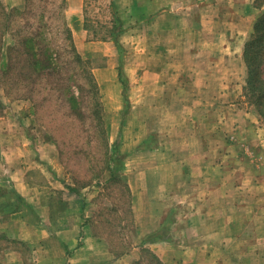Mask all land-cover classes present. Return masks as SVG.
Here are the masks:
<instances>
[{"label": "rangeland", "instance_id": "rangeland-1", "mask_svg": "<svg viewBox=\"0 0 264 264\" xmlns=\"http://www.w3.org/2000/svg\"><path fill=\"white\" fill-rule=\"evenodd\" d=\"M20 1V8L5 10L0 0V98L16 104L18 115L28 116L35 130L32 135L59 145L54 172L60 188H52L49 198L62 199L65 205L59 203L52 210L50 230L77 223L81 232L92 229L116 252L135 243L127 185L118 175L111 182L104 178L108 177L106 168L119 160L122 114H143L146 121L140 146L166 143L184 150L177 156L183 163L177 173V195L198 200L208 197L205 203L170 204L178 214L198 207L208 209L210 215L193 218L190 232L177 230V236L193 247L182 258L199 260L202 253L210 257V263L212 259L211 264H264V186L252 185L256 173L247 163L264 167V158L261 147L252 146L253 142L239 144L252 122L261 129L264 122L244 94L248 73L243 55L238 58L228 50L234 36L240 33L243 37L250 29L246 43L253 32L252 13L246 11L249 2L259 6L264 0H171L176 1V8L170 29L168 21L153 24L152 15L128 25L114 10L112 0H85L86 38L117 37L119 52L115 56L122 57L123 71L132 85L136 86L142 69L160 66L166 72L174 70V81L182 88L161 90L160 97L165 99L158 106L154 104L156 92L136 87L131 90V104L102 100L99 90L92 89L90 75L105 65V59L79 61L74 56L71 32L63 18L64 2ZM254 11L257 17L262 13L260 8ZM94 50L109 52L104 47ZM169 75L165 73L161 79ZM122 78L126 80L124 75ZM139 98L146 105L137 104ZM137 124L130 125L128 139L140 132ZM189 133L204 138L189 142L185 137ZM228 146L233 147L227 150L225 162L231 169L223 170L218 153ZM201 152H205L202 157ZM190 162L194 163L191 168ZM235 182L244 185L248 194L238 192ZM222 210L225 217L221 219L216 215ZM52 236L48 242L55 243ZM83 237V233L78 237L80 245L85 243ZM3 246L17 249L26 264L45 256L36 243L0 237V248ZM201 246L208 248L207 257ZM50 251L51 257L60 259L54 246Z\"/></svg>", "mask_w": 264, "mask_h": 264}, {"label": "crops", "instance_id": "crops-1", "mask_svg": "<svg viewBox=\"0 0 264 264\" xmlns=\"http://www.w3.org/2000/svg\"><path fill=\"white\" fill-rule=\"evenodd\" d=\"M62 2L65 5L63 18L67 20L66 25L71 32V40L78 56L87 61L96 57L105 59L104 66L91 71L97 89L102 95V100L114 99L118 102L122 101L124 105L131 104V90L136 87L137 90H151L153 94L156 92L158 97L154 104L158 106L162 99H165L160 97L161 90L165 88V90L174 91L176 88L178 90L182 88L174 81V70L168 69L166 72V69L160 66L152 68L151 71L142 69L140 79L137 84L135 83L136 86L132 85L123 71L122 57L118 54L117 57L115 56V51H118L117 46L119 45L117 37L114 36V38L105 40L86 38L88 31L84 26L86 22L85 0H62ZM112 2L111 5L115 7H113L114 10L119 12L121 19L128 25L152 15L153 24L160 22L165 24L168 21L169 29L170 21L174 17L172 11L176 8V1L171 2V0H112ZM3 3L5 10L22 6L20 0H3ZM119 3L122 5L120 6ZM249 3L250 7L246 11L252 13V19L250 16L251 27L252 24L254 26L260 16L257 17V12L254 9L260 8V11L264 12V2L259 6H254L252 2ZM0 6H2L1 3ZM5 13L7 14L6 11ZM249 31L250 29L244 33L243 37L239 33V36H234V39L228 43V50L237 54L238 58H241V53L243 55L244 42ZM102 47L108 49L109 52L100 54L94 50ZM2 49L1 37L0 54H2ZM8 61L10 60L8 59ZM165 73L170 75L162 80L161 78ZM122 75L126 80L122 78ZM148 79H152V82H148ZM108 102L111 103V101ZM136 103L146 105V101L142 98H139ZM16 106L14 103H5L0 98V237L6 240H21L38 244L39 247L36 249H41V254L44 251L45 256L40 257L34 264L212 263V259L210 263V257L205 258L202 253H200L199 260L186 261L182 258L193 247L187 245L184 238L177 236V230L182 229L183 232H190L193 218L202 220L209 218L210 215L208 209L201 210L198 207L192 208L188 212H184L186 209H183L178 214L176 211L172 212L176 206L173 207L170 204H175L177 201L186 203L191 200L195 203L197 201L205 203L208 201V197H200L198 200L193 199L194 196L177 195V173L183 166L177 156L183 149H179L178 146L171 148L166 143H158L148 147L140 146L144 137L141 132L142 125L146 121L143 114L139 116L127 114V112L122 114L121 139L124 142L122 140V145L120 144L119 160L114 167L106 168L108 177L104 178L105 181L111 182L118 175L127 185L126 188L130 194L131 225L135 229V233L133 232L135 243H129L123 247L122 252H116L102 236L96 234L92 229H88V232L84 231L86 233L81 232L77 223L52 232L49 227L51 212L59 203L62 207L65 205L64 201L57 197L50 201L52 188L56 190L60 188L58 185L59 176L54 172V166L57 164L60 154L59 145L41 139L39 134L32 135L31 132H35V130L30 127V119L28 116L18 115ZM133 122L140 123L137 124L140 132L128 139L126 135ZM262 128L252 122L248 135H245L243 140L240 139L239 144L244 145L246 142L250 145L253 142L252 146L261 147L260 155L264 158V126ZM215 134L225 136L223 133ZM235 135L237 136V134ZM185 137L189 142L193 139L202 142L204 138L196 133H189ZM232 147L228 146L226 150L223 149L218 153L222 157V164L219 166L223 170L231 169L225 160L228 158L226 156L227 150ZM186 150H189V147H185ZM200 155L202 157L205 152H201ZM247 163L256 173L252 185L254 187L264 186V167L260 164ZM193 165L194 163H189L190 168ZM238 175L236 174V176ZM233 187H236L240 193L248 194L249 192L247 188H244V185L240 186L236 182L233 183ZM61 188V190L64 189ZM216 216L221 219L224 218V210ZM180 219H185V222L180 221ZM220 231L222 233V229ZM82 233L85 243L80 245V238L78 241V237ZM51 234L55 243L48 242ZM51 246L57 250V256L60 259L51 257ZM201 250L205 251L206 257L209 255L207 247L203 249L201 246ZM21 256L22 254L15 248L4 246L0 248V264H26Z\"/></svg>", "mask_w": 264, "mask_h": 264}, {"label": "trees", "instance_id": "trees-1", "mask_svg": "<svg viewBox=\"0 0 264 264\" xmlns=\"http://www.w3.org/2000/svg\"><path fill=\"white\" fill-rule=\"evenodd\" d=\"M73 54L79 61L81 58L76 53L71 42ZM243 59L247 65V80L244 94L252 103L260 118L264 122V12L260 14L253 26V32L245 43ZM93 83L92 89L97 90L96 82L90 75Z\"/></svg>", "mask_w": 264, "mask_h": 264}]
</instances>
